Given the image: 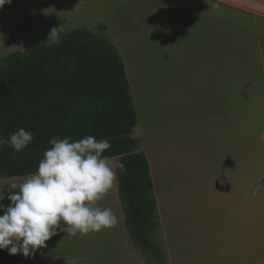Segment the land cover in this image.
<instances>
[{"label":"crops","instance_id":"obj_1","mask_svg":"<svg viewBox=\"0 0 264 264\" xmlns=\"http://www.w3.org/2000/svg\"><path fill=\"white\" fill-rule=\"evenodd\" d=\"M100 27L125 67L165 264H264V0H11L0 7L1 58L53 28ZM96 206L116 224L57 230L34 257H15L148 264L126 229L117 178Z\"/></svg>","mask_w":264,"mask_h":264},{"label":"trees","instance_id":"obj_2","mask_svg":"<svg viewBox=\"0 0 264 264\" xmlns=\"http://www.w3.org/2000/svg\"><path fill=\"white\" fill-rule=\"evenodd\" d=\"M59 34L58 45L43 43L46 35L29 41L24 53L0 58V137L20 128L34 135L22 151L0 148V179L34 173L52 137L109 139L104 155L125 165L122 174L115 170L126 229L144 253L165 264L148 160L132 136L137 116L121 56L101 32ZM0 259L30 264L7 250Z\"/></svg>","mask_w":264,"mask_h":264},{"label":"clouds","instance_id":"obj_3","mask_svg":"<svg viewBox=\"0 0 264 264\" xmlns=\"http://www.w3.org/2000/svg\"><path fill=\"white\" fill-rule=\"evenodd\" d=\"M5 3L11 0H0V7ZM58 29H51L43 43L58 45ZM33 139L32 132L20 128L7 140L0 137V148L10 145L22 151ZM49 144L36 171L22 183L9 185L10 204L5 207L0 203L4 213L0 216V250H7L10 256L34 257L57 230L70 236L85 235L117 222L111 208L96 206L116 181L114 169L121 174L125 171L123 163L104 155L112 147L109 139L97 140L92 135L75 141L52 137ZM4 199L0 195V201Z\"/></svg>","mask_w":264,"mask_h":264},{"label":"rangeland","instance_id":"obj_4","mask_svg":"<svg viewBox=\"0 0 264 264\" xmlns=\"http://www.w3.org/2000/svg\"><path fill=\"white\" fill-rule=\"evenodd\" d=\"M68 32H70V31H68ZM99 32H101L106 37L103 28L100 27V29H98V32H96V33H99ZM0 35H1V33H0ZM46 35H49V33L46 34ZM3 50L4 49H0V58L4 54ZM3 57H5V56H3ZM13 183L18 184V182H4V183H0V195H3L5 197V199L3 201H0V203L4 204L7 196L9 195V191L10 190H9V187H6V186H9V185H11ZM17 191H18V189H17ZM97 257L98 258H95V257L91 256L87 260H83V261L78 262V264H115V262H114L115 261L114 260L115 257H108V256H104V255H97ZM145 257H146V260L148 261V264H163V262H161V260L158 261V262L155 261L154 260V256L151 253H146Z\"/></svg>","mask_w":264,"mask_h":264}]
</instances>
